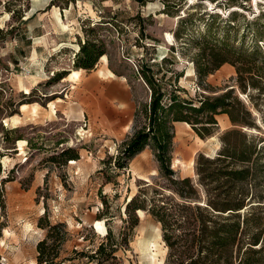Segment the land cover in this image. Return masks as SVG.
<instances>
[{"label":"rangeland","instance_id":"1","mask_svg":"<svg viewBox=\"0 0 264 264\" xmlns=\"http://www.w3.org/2000/svg\"><path fill=\"white\" fill-rule=\"evenodd\" d=\"M50 1L0 0V124L4 129L17 128L11 139L25 140L15 143V153L7 152L4 148L9 145L3 143L5 134L0 131L4 156L0 159V264H38L36 245L47 235L38 227L40 219L63 224L54 232L63 239L55 244L56 264H95L89 256L108 231L120 243L115 253L118 264H164L167 249L160 225L139 210L138 224L130 229L124 212L125 202L135 194L141 191L140 199L150 197L151 188L164 190L168 184L158 173L154 150L147 146L127 167L115 166L136 127L147 124L141 114L133 124L135 111L149 101L147 89L134 74L146 63L158 79L164 74L162 82L169 91L170 81L177 76V94L195 104L203 96L234 87L240 101L250 106L246 95L255 94L239 92L231 65L201 78L192 60L203 39L213 44L226 34L229 45L251 51L257 29L252 22L264 0L241 1L243 6L234 7L233 29L226 28L230 0H168L179 4L168 11L164 0H144V5L136 0H56L55 6L48 7ZM211 12L221 13L220 20ZM208 27L214 36L206 38ZM177 32L179 40L174 37ZM85 39L103 41L109 61L98 59L92 70L81 72L76 80L73 58L79 51L77 43ZM58 40L66 42L57 45ZM151 45L155 46L153 59L148 56ZM142 46L150 50L146 53ZM162 57L166 60L161 62ZM109 65L117 75L108 70ZM98 70L113 78L105 77L101 86L92 85L89 78L93 82ZM62 72L70 73L72 81L56 82V74ZM109 83L123 85L124 104L99 103ZM9 99L27 104L7 118L9 112L1 105ZM257 115L260 131L253 133L264 144V120ZM216 119L217 131L205 140L187 123L173 124L170 166L176 177L194 178L196 156L213 157L219 150V136L231 125L225 115ZM261 208L264 212V205ZM122 237L127 246L121 244ZM148 242L149 254L143 246Z\"/></svg>","mask_w":264,"mask_h":264},{"label":"trees","instance_id":"2","mask_svg":"<svg viewBox=\"0 0 264 264\" xmlns=\"http://www.w3.org/2000/svg\"><path fill=\"white\" fill-rule=\"evenodd\" d=\"M66 1L73 3V0ZM136 1L144 5V0ZM164 1L167 11L170 7L179 6L178 3ZM241 1L248 0H230L227 3L231 9L227 11V29H233L231 23L237 15V9L233 8L243 6ZM55 2L51 0L48 7L55 6ZM220 15L210 13L211 17L219 20ZM252 23L257 25V29L253 31L255 43L251 51H239L229 45L226 34L222 41L214 39L213 44L203 39L192 60L195 72L201 78L213 74L225 64L231 65L235 69L239 92L246 94L253 91L255 94L246 95L250 106L240 101L234 87L226 88L217 95L203 96L195 104L193 99H182L177 94V76L170 81L169 91L162 82L164 74L158 79L146 63H142L134 74L135 79H140L147 89L149 101L135 111L133 124L136 125L140 114L146 118L147 124L136 127L132 137L124 144L115 166L118 169L127 167L147 146L154 150L158 173L168 184L164 190L151 188L150 197L140 199L141 191L135 194L125 202L124 212L130 229L138 224L136 212L139 210L149 214L160 225L161 239L167 249L164 264H264V212L261 208L264 205V144L261 137L253 133L260 131L257 113L264 120V47H259L264 44V7ZM139 34H144L141 26ZM206 35V38L210 35L209 27ZM174 37L179 40V32L174 33ZM77 44L79 51L73 58L75 70H92L102 57H107L109 61L103 41L85 39ZM150 47L152 52L148 56L153 59L155 46ZM142 48L146 53L150 50L146 46ZM164 60L166 57H162L161 62ZM109 69L117 75L110 65ZM66 75L65 72L58 73L54 80L59 82ZM21 104L27 102L9 99L1 108L9 112L8 118L18 114ZM219 115L227 116L231 125L219 136V150L213 157L203 153L196 156L194 178L176 177L170 166L173 124L187 123L201 140H205L217 131L216 117ZM0 129L5 134L3 143L9 145L4 149L15 153V143L25 140L10 138L17 128L4 129L0 124ZM3 157L0 154V159ZM44 221L40 219L38 227L47 230V235L36 245V261L38 264H56L58 253L55 252V244H60L63 239H57L58 233L54 235V232L63 224L51 225L46 221L42 224ZM103 237L104 240L89 256L90 261L95 264H118L115 253L120 243L111 231ZM120 241L127 246L126 238L122 237Z\"/></svg>","mask_w":264,"mask_h":264},{"label":"crops","instance_id":"3","mask_svg":"<svg viewBox=\"0 0 264 264\" xmlns=\"http://www.w3.org/2000/svg\"><path fill=\"white\" fill-rule=\"evenodd\" d=\"M76 36H78V35H76ZM64 42H66V41L65 40H58L57 45L60 44V43H64ZM100 69L101 70H105L103 68H100ZM99 70L97 71L98 74H97L96 77H94V81L93 82H91L92 79L89 78V80H90L89 83H91L94 86H101V85H103L104 84L103 83V80H105V77H107L106 75L99 74ZM108 70H110V69H108ZM89 71H86V70H77V72H79L80 76H81V72L85 73V72H89ZM69 76H70V73H69L68 76L64 77L62 80L67 79L68 81H72L71 79H69ZM89 77H90V75H89ZM114 77H115V75H114ZM107 78H113V77H107ZM105 86L107 88H109V89L107 90V93L104 94V96L99 99V103H101L102 105H104L106 103V101H109L111 103L115 102V103H117L119 105L124 104L125 97H126V91L124 90V87H123L122 84H120V83L119 84L109 83V84H106ZM61 101H62L61 99H57V102H61ZM49 104H52L51 106L54 109L53 103L51 102ZM67 116L68 115L64 116V119L65 120H67V118H68ZM82 116L84 117V113L82 114Z\"/></svg>","mask_w":264,"mask_h":264},{"label":"bare ground","instance_id":"4","mask_svg":"<svg viewBox=\"0 0 264 264\" xmlns=\"http://www.w3.org/2000/svg\"><path fill=\"white\" fill-rule=\"evenodd\" d=\"M33 1H35L36 2V0H33ZM112 76H114L111 72H109ZM72 77L74 78V79H76V80H79V78H80V74H79V72H77V71H72ZM22 107V109H24L26 106L25 105H22L21 106ZM68 118H69V116H67ZM71 163H74V162H71ZM151 242H148V243H143V246H144V250H145V252H147V251H149L150 249H149V244H150ZM147 254H149L148 252H147Z\"/></svg>","mask_w":264,"mask_h":264}]
</instances>
